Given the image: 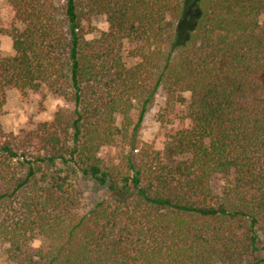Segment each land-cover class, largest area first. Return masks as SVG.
Returning <instances> with one entry per match:
<instances>
[{
  "label": "trees",
  "instance_id": "1",
  "mask_svg": "<svg viewBox=\"0 0 264 264\" xmlns=\"http://www.w3.org/2000/svg\"><path fill=\"white\" fill-rule=\"evenodd\" d=\"M7 2L21 27L0 58V109L6 88L42 86L73 109H57L21 147L0 123V258L264 264V0H193L180 40L190 0ZM91 15L107 27L87 38ZM160 89L190 94L173 165L137 141ZM120 135L128 150L106 164L99 151ZM215 174L227 180L218 193ZM79 177L103 190L82 212Z\"/></svg>",
  "mask_w": 264,
  "mask_h": 264
},
{
  "label": "rangeland",
  "instance_id": "2",
  "mask_svg": "<svg viewBox=\"0 0 264 264\" xmlns=\"http://www.w3.org/2000/svg\"><path fill=\"white\" fill-rule=\"evenodd\" d=\"M196 9L193 0H190L184 15L177 26V37L182 39L190 28ZM264 20V13L261 15ZM84 27L87 32L86 37L92 38L98 31L105 30L107 22L102 15H91L84 21ZM21 27L20 23L15 21L14 10L7 0H0V58L3 56H12L14 49L12 41L17 29ZM5 102L0 109V123L3 129V135L12 137V142L21 147L22 142L27 140V136L32 130H36L42 123L52 121L57 109L71 111L73 104L63 98L54 95L44 86L36 91H29L22 94L16 89L6 88L4 90ZM190 99L189 92L176 93L169 98L166 92L160 89L155 95L152 103L147 107L143 119L138 127L137 141L140 146H148L159 150L161 158L173 165L177 158L170 153V144L172 135L179 129L189 125L186 117V105ZM137 111L130 112V126L128 133L137 121ZM117 124L121 126L119 118ZM126 137L120 135L116 140L103 146L99 151V156L106 164H113L125 155L128 150ZM227 180L221 174H215L211 178V184L216 193L220 192ZM76 189L80 198L78 206L79 211L89 209L90 201L100 197L103 193L102 188L94 183L86 181L79 177L75 180ZM39 240H33L30 244L31 249L39 246ZM0 264H12L0 258Z\"/></svg>",
  "mask_w": 264,
  "mask_h": 264
}]
</instances>
